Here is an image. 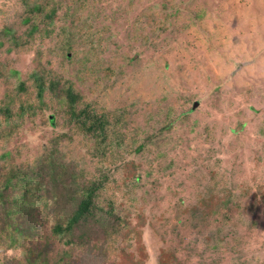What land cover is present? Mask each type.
I'll return each mask as SVG.
<instances>
[{
    "label": "rangeland",
    "instance_id": "rangeland-1",
    "mask_svg": "<svg viewBox=\"0 0 264 264\" xmlns=\"http://www.w3.org/2000/svg\"><path fill=\"white\" fill-rule=\"evenodd\" d=\"M4 154L37 218L22 234L0 208V264H264V0H0ZM91 182L89 217L53 234Z\"/></svg>",
    "mask_w": 264,
    "mask_h": 264
},
{
    "label": "trees",
    "instance_id": "trees-1",
    "mask_svg": "<svg viewBox=\"0 0 264 264\" xmlns=\"http://www.w3.org/2000/svg\"><path fill=\"white\" fill-rule=\"evenodd\" d=\"M34 8L38 9V6H35ZM49 19L51 20V18ZM32 80L37 86V96L39 98H41L44 92L48 90L53 91L59 85V83L57 81H54L53 79L46 80L41 77H35ZM20 85L23 86L24 83H20ZM59 94L60 96H62V98H64V104L66 105L65 117L69 121L74 122L75 125L79 126V130L81 132H84L83 135L88 133L95 134L97 131L103 132L106 121L102 115H98L96 114V112L90 111L87 108L81 110L75 109V104H77L80 100V95L78 94V92H76V90H74L73 87L69 86L66 88H61L59 86L57 95ZM6 113L9 114V111L7 109ZM4 156L5 154L0 155V159H2ZM51 170L54 171L53 169ZM6 174L7 175L4 177V179H1L3 181L0 183V208H2L4 215L9 219L11 223L9 225L15 226V230H19V232L22 233L20 231V225H22L23 223L28 225V223L35 222L34 220L37 217L31 214V212L33 211L30 210V208L21 207L20 202L16 201V197L13 194H9L12 186L15 185L13 179H16L18 177V173L8 171ZM29 176H27V181H32V184L37 185L36 180L41 176V173L39 172L38 174V172L36 171L35 174L31 173ZM27 181L25 182L26 185L29 184ZM99 187H101L100 182H91L89 185L83 186L81 188L76 187V192L81 196V200L79 201L76 209L73 211L72 215L69 218H67L65 221L63 220L62 222L55 223V225L52 227V233L55 235L61 234L67 236L72 231L74 225L88 218L93 208L96 191L99 190ZM58 207V202H55L51 209L56 210ZM24 216L30 217V220L25 219ZM20 218L24 221H19ZM33 226L31 225L29 226V228L33 229ZM37 257L38 255L36 252L29 254V260L27 259L25 263L36 264V261L38 259Z\"/></svg>",
    "mask_w": 264,
    "mask_h": 264
}]
</instances>
